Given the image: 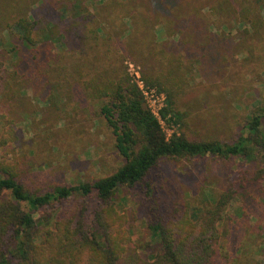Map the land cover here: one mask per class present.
I'll return each mask as SVG.
<instances>
[{
	"label": "rangeland",
	"instance_id": "obj_1",
	"mask_svg": "<svg viewBox=\"0 0 264 264\" xmlns=\"http://www.w3.org/2000/svg\"><path fill=\"white\" fill-rule=\"evenodd\" d=\"M169 19L187 24L182 37L168 35ZM159 20L164 24L155 25ZM203 50L209 59L199 58ZM124 72L153 111L175 100L180 119L161 120L168 139L236 143L264 105V0H0L2 175L13 173L33 195L114 175L125 162L100 115L107 101L101 92ZM160 77L164 89L151 83ZM180 78L183 86L173 87ZM263 168L260 156L165 159L111 204L134 239L154 245L150 224L209 220L228 193L233 200L215 220L216 263L264 264ZM96 206L79 196L54 202L36 212V232L53 229L60 213L80 218ZM19 208L29 213L25 204Z\"/></svg>",
	"mask_w": 264,
	"mask_h": 264
},
{
	"label": "trees",
	"instance_id": "obj_2",
	"mask_svg": "<svg viewBox=\"0 0 264 264\" xmlns=\"http://www.w3.org/2000/svg\"><path fill=\"white\" fill-rule=\"evenodd\" d=\"M46 8L45 5L42 9ZM196 17L190 22L191 28L197 26ZM155 23L163 22L159 20ZM19 25L26 30V35L30 34L27 32L28 21L20 20ZM166 25L170 37L180 38L185 34L187 24L184 20L169 19ZM253 27L256 26L253 24ZM199 31L202 29L199 28ZM209 56L204 50L199 54L201 60H207ZM164 57L169 65L174 64L172 58ZM185 61L188 60L178 58L181 65H185ZM165 80L160 77L151 83L164 89ZM183 81V78L173 80L172 86L181 88ZM101 93L107 101L101 107L100 115L112 132L115 148L124 160V166L114 175L93 184L58 187L44 195L29 193L13 173L5 177L1 173L4 169H0V200L3 199L0 201V264H11L13 259L22 261V264H217L215 256L218 255L216 245L219 233L216 222L233 200L232 195L226 193L219 199L216 208L209 212V220L197 223L185 220L183 228L180 222L173 219L150 224L154 245L143 238L134 239L129 234L126 217L118 213L111 201L122 187L133 189L143 183L165 159L210 155L256 161L260 156L264 162V105L258 108L244 128L246 135L232 145H224L215 141L193 142L175 135L168 139L161 121L125 72ZM176 109L175 100L169 97L167 107L161 110V120L166 122L170 116L180 119ZM258 175L264 177V168L258 171ZM73 196L95 201L96 209L90 214L86 209L80 218L76 213H60L56 216L53 229L39 236L36 232V212ZM20 204H25L29 213L22 212ZM10 230L14 246L8 250L4 243ZM35 240L41 241V244L37 245Z\"/></svg>",
	"mask_w": 264,
	"mask_h": 264
},
{
	"label": "built area",
	"instance_id": "obj_3",
	"mask_svg": "<svg viewBox=\"0 0 264 264\" xmlns=\"http://www.w3.org/2000/svg\"><path fill=\"white\" fill-rule=\"evenodd\" d=\"M142 91V90H141ZM142 93H143V91H142ZM143 95H144V93H143ZM145 97V96H144ZM149 108H150V106H149ZM151 109V108H150ZM162 110V109H161ZM161 110H159V112H155V111H153L152 109H151V111L153 112V114L161 121V117H160V113H161Z\"/></svg>",
	"mask_w": 264,
	"mask_h": 264
}]
</instances>
